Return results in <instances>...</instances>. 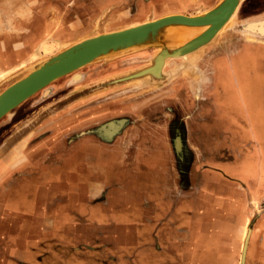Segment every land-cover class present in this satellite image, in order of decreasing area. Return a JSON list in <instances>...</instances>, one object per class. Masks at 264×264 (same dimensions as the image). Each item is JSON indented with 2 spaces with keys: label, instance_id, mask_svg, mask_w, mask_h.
Masks as SVG:
<instances>
[{
  "label": "rangeland",
  "instance_id": "1",
  "mask_svg": "<svg viewBox=\"0 0 264 264\" xmlns=\"http://www.w3.org/2000/svg\"><path fill=\"white\" fill-rule=\"evenodd\" d=\"M171 8L164 0H0V91L33 64L84 37L167 13L196 14L210 7ZM237 18L238 24L226 26L223 32L242 35L239 22L264 19V0H242ZM241 42L246 41L224 40L219 48L216 38L184 57H166L158 70L149 67L156 65L159 51L176 43L161 38L113 51L57 78L4 115L0 119V264H89L74 262L86 256L97 258L92 264H138L139 248H123L122 226L90 232L92 227L83 217L68 213H86L101 202L80 195L91 176L107 184L104 198L112 189L114 195L130 196L109 203L115 210L133 212L131 222L125 221L131 223L126 229L132 232L137 231L133 226L141 208L162 207V203L167 207L174 195H198L209 170L200 163L198 143L192 141L199 137L189 136L188 131H204L203 122L212 118L201 105L212 90L215 63L233 49L230 43ZM250 47L242 55L244 65L255 72L264 70V46ZM263 73L254 80L263 79ZM250 89L252 98L245 104L256 122L264 117V105L257 98L261 89L256 84ZM111 119L124 123L117 131H103V124ZM216 130L210 125L205 129ZM149 191H156L160 199L144 198ZM251 202L255 213L243 225L239 264L246 263V236L264 211V199ZM234 215L233 209L227 210V224L236 230L239 216ZM123 252L131 255L130 263L122 262Z\"/></svg>",
  "mask_w": 264,
  "mask_h": 264
},
{
  "label": "crops",
  "instance_id": "2",
  "mask_svg": "<svg viewBox=\"0 0 264 264\" xmlns=\"http://www.w3.org/2000/svg\"><path fill=\"white\" fill-rule=\"evenodd\" d=\"M149 1L155 2L156 0ZM164 1L172 7L170 11H176L177 7L188 9L212 7L218 0ZM137 6H140V2ZM227 37L246 42L235 43L229 53L221 56V64L217 70L219 72L218 81H220L218 82V96L221 95L218 103L219 114L217 118L209 119V125L217 130L188 131L189 136L199 137L197 141L195 139L192 141L198 143V151L201 154L200 163L209 170L207 174L204 173L201 180L203 188L199 190L198 195L194 196L192 192H188L186 197L174 195L170 198L171 201L166 198L162 199L163 202L170 201L171 204L167 207L162 203V207L146 208L144 211L141 208V213H139L140 210L138 211V223L133 226L137 230L133 231L137 232L135 235L131 230L126 229L129 223H125V221L131 222L133 212L130 213L125 208L115 210L109 203L129 199L130 196L121 197L120 192L114 195L115 191L112 189L104 198L103 194L107 184L91 176L87 190L80 191V195L85 199L96 197L101 200L99 206L93 205L86 213L80 211L68 213L83 217L82 221H87V225L92 227L90 232L122 226L124 235L121 236L126 241L123 248L130 249L132 246L139 248L138 255L135 256L136 259L134 258L135 263L239 264L240 247L245 235L243 225L249 222L250 216L255 213V210L252 211L251 201L264 199V170L262 169L264 168V117L255 122L248 115L246 107L247 100L252 98L250 88L254 84H256V89L258 87L261 89V95L257 98L264 105V78L257 77L254 80V76L260 72L263 73L264 70L255 72L253 69H247L242 55L246 48L251 49L250 46H264V37L246 33L233 37L226 31L219 34L218 43L221 45L223 39ZM225 63L228 67L224 66ZM238 69L244 71L238 74ZM238 76L247 81L240 80ZM244 87L248 95L246 98L242 95ZM230 90L232 95L227 93ZM221 98L224 100L223 104L220 101ZM224 105L233 106L234 111L232 108L231 111L225 109ZM226 110L230 113L228 114ZM233 127H235L234 131L230 129ZM34 131H41V128ZM228 151L230 155L226 156ZM17 166L20 164L15 167ZM27 183L33 184L30 179ZM131 184H128V187ZM125 191L129 195L130 191L128 189ZM146 193L150 194L144 197L146 199L148 197L153 200L160 199L156 197V191ZM232 209L234 216H239L237 222L239 227L236 230L227 224V210ZM127 231L130 236H127ZM250 231L245 264H264V211L256 216ZM108 236L109 234L106 238ZM101 237L102 243H105L106 238ZM99 238L97 237L96 241H99ZM228 247L230 248L229 253H227ZM101 252L104 254V250ZM122 256L123 263H130L131 255L123 252ZM90 259L86 256L81 258L82 261L74 262L92 264L97 260L95 256H91Z\"/></svg>",
  "mask_w": 264,
  "mask_h": 264
},
{
  "label": "water",
  "instance_id": "3",
  "mask_svg": "<svg viewBox=\"0 0 264 264\" xmlns=\"http://www.w3.org/2000/svg\"><path fill=\"white\" fill-rule=\"evenodd\" d=\"M241 3L242 0H218L208 10L203 11L202 15H171L167 13L154 19L144 20L138 25H128L79 39L57 53L33 64L26 74L0 91V119L52 81L101 56L161 38L168 40V32L176 26L210 24L206 30L190 37L191 39L185 43L174 44L175 46L171 49L162 48L155 58L156 65L149 67V69L158 70L164 64L166 57H184L203 45L211 43L224 31L226 26L231 28L233 25H237V12ZM230 16H232L231 19ZM262 22L264 19H251L239 23L243 33L247 35L258 34L264 37V32L254 28ZM222 26L224 27L222 28ZM168 42L173 44L169 40Z\"/></svg>",
  "mask_w": 264,
  "mask_h": 264
},
{
  "label": "flooded vegetation",
  "instance_id": "4",
  "mask_svg": "<svg viewBox=\"0 0 264 264\" xmlns=\"http://www.w3.org/2000/svg\"><path fill=\"white\" fill-rule=\"evenodd\" d=\"M229 39V37H227V38H224L223 39V41L224 40H228ZM223 41L221 42V45L218 43V45H219V48H222V46H223ZM235 46V43H230V45H228V46ZM221 52V51H220ZM220 64H221V58L219 59V60H217V62L215 63V70H214V76H215V78H214V80H213V82L212 83H210L211 85H209V87L212 89V90H209V93H208V96L206 95V97H205V99L206 98H208V101H206V102H204L203 101V105H201V109H202V111L204 112V113H206V111L207 112H209L210 114L209 115H213L212 116V118H217L218 117V114H219V111H218V103H219V96H221V95H219L218 96V92H219V88H218V82H220V81H218V76H219V72H217V70H218V67L220 66ZM227 66L228 67V64H224V66ZM223 66V65H222ZM220 101H221V99H220ZM233 109V111H234V108H232ZM232 111V112H233ZM210 119V118H209ZM209 119L208 120H206V122L204 121L203 122V125H204V131H205V129H206V126L208 125L209 126V123H210V121H209ZM106 123V124H105ZM104 124H103V126H104V129H103V131H117L118 130V128L124 123V122H122V120L121 119H111V120H108L107 122H105ZM117 129V130H116ZM231 130H233L234 131V129H235V127H233V128H230ZM188 150H189V152L191 153V149H190V147H188Z\"/></svg>",
  "mask_w": 264,
  "mask_h": 264
},
{
  "label": "bare ground",
  "instance_id": "5",
  "mask_svg": "<svg viewBox=\"0 0 264 264\" xmlns=\"http://www.w3.org/2000/svg\"><path fill=\"white\" fill-rule=\"evenodd\" d=\"M205 11V10H204ZM235 11V10H234ZM202 13V12H201ZM201 13H196V14H186V15H202ZM169 14H184V13H179V12H173V13H169ZM231 17L232 16H230V19H231ZM154 19V18H153ZM140 22H138V23H134V24H131V25H138ZM226 24H227V22H226ZM225 24V25H226ZM131 25H129V26H131ZM224 25V26H225ZM210 26V24H201V25H182V26H176V27H174V29L173 30H170V32H168V35H167V38H168V40L170 41V42H174V43H176L175 45H180V44H183V43H185L186 41H188L189 39H191L190 37H194L195 35H197V34H200L201 32H203L204 30H206L208 27ZM224 26H222V28L224 27ZM127 27V26H126ZM221 28V29H222ZM254 28L256 29V30H258V31H260V32H264V22H262L260 25H258V26H254ZM220 29V30H221ZM195 31V32H194ZM196 31H198V32H196ZM218 32H219V30H218ZM173 43V44H174ZM47 50H49V49H47ZM188 55V54H187ZM188 62V61H187ZM226 76H227V74H226ZM43 89V88H42ZM228 90V89H227ZM227 93H229L230 95H232V93H231V90L229 91V92H227ZM229 95V96H230ZM222 96H224V95H222ZM225 96H227V95H225ZM233 97V96H232ZM221 102H222V104H223V102H224V100L221 98ZM225 106V109H228V110H230L233 106H230V105H224ZM228 110H226L227 111V113L229 114L230 112H228ZM231 111V110H230ZM226 113V114H227ZM231 116V115H230ZM256 169V168H255ZM247 234H248V232H247ZM246 239H247V236H246ZM246 243V242H245ZM244 247H245V244H244ZM244 247H243V249H244Z\"/></svg>",
  "mask_w": 264,
  "mask_h": 264
}]
</instances>
